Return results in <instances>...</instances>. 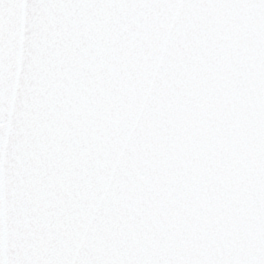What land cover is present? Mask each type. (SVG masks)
Returning a JSON list of instances; mask_svg holds the SVG:
<instances>
[{"label":"snow or ice","instance_id":"snow-or-ice-1","mask_svg":"<svg viewBox=\"0 0 264 264\" xmlns=\"http://www.w3.org/2000/svg\"><path fill=\"white\" fill-rule=\"evenodd\" d=\"M0 264H264V0H0Z\"/></svg>","mask_w":264,"mask_h":264}]
</instances>
